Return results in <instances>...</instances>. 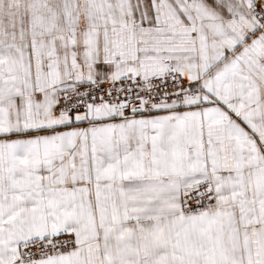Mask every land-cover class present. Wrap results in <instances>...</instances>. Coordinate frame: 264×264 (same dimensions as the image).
<instances>
[{
	"label": "snow or ice",
	"instance_id": "6c2138e0",
	"mask_svg": "<svg viewBox=\"0 0 264 264\" xmlns=\"http://www.w3.org/2000/svg\"><path fill=\"white\" fill-rule=\"evenodd\" d=\"M0 264H264V0H0Z\"/></svg>",
	"mask_w": 264,
	"mask_h": 264
}]
</instances>
